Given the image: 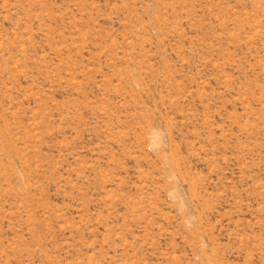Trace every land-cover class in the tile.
Returning a JSON list of instances; mask_svg holds the SVG:
<instances>
[{
	"label": "rangeland",
	"instance_id": "rangeland-1",
	"mask_svg": "<svg viewBox=\"0 0 264 264\" xmlns=\"http://www.w3.org/2000/svg\"><path fill=\"white\" fill-rule=\"evenodd\" d=\"M0 264H264V0H0Z\"/></svg>",
	"mask_w": 264,
	"mask_h": 264
}]
</instances>
